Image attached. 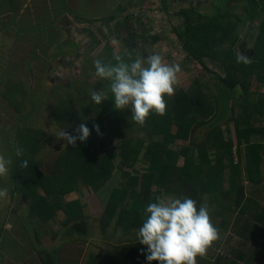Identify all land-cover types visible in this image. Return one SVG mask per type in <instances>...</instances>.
Segmentation results:
<instances>
[{
    "label": "rangeland",
    "instance_id": "374dc122",
    "mask_svg": "<svg viewBox=\"0 0 264 264\" xmlns=\"http://www.w3.org/2000/svg\"><path fill=\"white\" fill-rule=\"evenodd\" d=\"M169 1L170 17L161 10L162 0H70L74 2L72 10L80 14L72 19L58 16L56 23L52 24L54 19L47 23L44 19L63 13L61 0H0V154L13 159L11 150L13 146L17 147V139L23 134L42 131L45 135L34 158L41 161L44 173L51 178L55 177L58 174L56 163L64 157L70 146L66 141L58 140L59 131L64 128L66 132L74 134L79 124L85 123L88 127L100 120V134L96 132L90 149L95 162L110 160L113 173L105 191L98 193L80 179L74 180L71 188L57 182L65 193L61 204H76V208L84 215L82 221L85 220L88 227L86 234L82 235L70 231L67 233L72 224L68 228L64 227L62 217H57L47 225L41 224L37 219L27 221L29 201L23 194L12 195L10 169L7 178H0V188L8 189V197L0 198V264H43L42 261L47 260V256H54L56 264L139 263L136 255L128 261L124 260V256L130 254L131 246L137 244L138 236L135 233L126 234L123 230L116 232L115 224L106 227L105 223L100 224L99 221L110 197L111 191L108 192V189L113 190L122 183L125 173L142 177L146 172L153 171L142 158L151 140L142 131V127L132 121L130 109L118 113L121 115H115L110 110L105 112L108 100L102 101L100 105L92 104L90 90L102 91L106 87L105 81L95 76L93 62L97 58L113 62V53L124 55L127 51L133 52L135 56L138 53L145 59L149 55L160 54L167 63L179 64L182 69L178 74L175 94L165 97L166 100L172 99L180 89H196L199 82L203 93L220 95L218 76H225V73L210 59L206 58L203 65L189 56L177 37V30L184 27L183 20L174 13L190 6L196 7L205 15L224 13L227 9L225 3H233L230 0ZM236 2L244 4L240 0ZM12 3L20 8L13 20L11 14L16 6ZM122 8L126 10L121 12ZM59 10L61 11L58 12ZM233 12L239 15L243 13L240 9ZM94 13V17L98 19H92L91 15ZM121 19L127 22L130 20L129 27H123ZM9 20H12L11 26L5 28L6 22L10 24ZM41 24L48 25L36 28L35 32L24 28L32 25L38 27ZM53 26L60 30L57 32L51 28ZM256 28L257 24L239 28V34L243 38L238 43L237 50L242 55L240 45L246 42L244 40L248 41L249 46V50L243 52L245 58H248L249 51L253 48L254 40H250L249 36ZM85 32L90 35L88 41L84 37ZM12 33L15 39L11 37ZM74 42L78 43L75 49L70 46ZM65 51L69 55L64 54ZM263 88L256 80L253 81L255 96L252 102L255 104ZM7 95L12 97L11 101L4 100ZM111 98L110 96L109 100ZM215 99L219 100L218 97ZM224 102L221 96L220 103L226 107L228 103ZM221 109L223 108L220 107ZM120 116L126 121L125 126L121 124ZM211 120L213 117L207 119L208 122ZM261 120L263 122L262 117ZM233 125L231 121L219 124L220 129H224L235 144ZM209 132H212L210 128L196 131L194 137H197V143L203 142ZM124 142H130L131 145L144 143L134 169L127 167L123 155ZM179 143L186 146L191 144L190 141ZM236 146L235 164L238 162ZM262 155L264 158V150ZM211 160L212 165H216L214 153ZM183 163L184 160L181 159L179 165ZM156 169L161 170L159 167ZM240 169L237 189L228 195L224 196L223 188L215 192V199L208 190L198 195V206L201 203L208 204L211 221L219 229V239L216 242L221 243L218 254L222 255L223 261L218 264L235 262L237 259L233 254L236 252L248 258L249 248L256 247L252 251L264 250V239L261 240V236L245 239L233 232L238 219L241 225L249 221L251 228L256 227L254 229L257 231L262 224L253 217L257 208L258 212L264 208V178L255 183L248 178V170L244 164ZM159 190L160 186L156 181L154 191ZM165 196L179 197L174 194H162L161 197ZM243 210L249 211L243 213ZM26 226H29L28 231L24 228ZM258 256L261 259L260 254ZM251 257L255 258L254 253ZM205 259L212 264L218 262L214 250H208L201 259L197 257V264H204ZM259 264H264V258Z\"/></svg>",
    "mask_w": 264,
    "mask_h": 264
},
{
    "label": "trees",
    "instance_id": "16d2710c",
    "mask_svg": "<svg viewBox=\"0 0 264 264\" xmlns=\"http://www.w3.org/2000/svg\"><path fill=\"white\" fill-rule=\"evenodd\" d=\"M222 1L225 2V0ZM236 1L239 0H230L233 4L225 3L227 9L224 13L205 15L193 6L187 9L182 8L174 13L175 16L183 20L184 27L182 30H177V37L189 56L203 65L206 58L210 59L219 65L225 73V76H218L217 86L220 95L203 93L199 82L196 89L194 87L188 90L180 89L172 99L166 100L165 98L167 103L165 116L158 117L154 113L149 115L142 131L146 133L147 137H150L151 141L142 158L145 163L149 164L148 167L153 168V171L146 172L142 177L127 172L123 175L125 180L122 183L113 190L108 189V192L111 191L110 197L104 207L100 224L105 223L106 227L115 224L116 232L123 230L126 234L135 233L137 235L138 229L145 219L143 210L149 202H155L156 197H161L162 194L187 196L195 199L197 203H199V193L206 192V190L212 193V198L215 199L217 198V195H214L215 192L223 188L222 191L226 196L237 189L236 181L241 177L240 167L243 164L248 170V178L251 181L257 183L259 182L257 180L262 178L264 94L260 92V97L255 104L252 102L255 96L252 88L254 80L264 87V0H240L244 2L243 5ZM168 3L170 4L169 0H162L161 10L170 17ZM73 5L74 2H70V0H62L63 13L44 19L45 23L52 19H54L52 24L56 23L55 19L58 16L74 18L76 14L80 13L72 10ZM235 9L243 11L242 15L235 14L233 12ZM249 24H257V28L249 36L250 40H254V44L249 51L248 58H245L243 52L249 50L248 41L244 40L246 42L240 45L242 55L237 50V45L243 38L239 34V28ZM16 25L17 23H15ZM47 25L41 24L38 27L32 25V27L25 26L24 28L26 31L35 32L36 28L47 27ZM51 28L56 29L57 32L60 30L55 26ZM70 46H74L75 49L78 44L74 42ZM126 53L135 57L131 51ZM64 54L69 55V52L65 51ZM125 59L127 60L126 55ZM221 96L222 101L228 103L226 107L220 103ZM215 97H218L219 100H216ZM4 98L5 101L12 100L9 95ZM112 100L108 99L105 112L110 110L111 114L121 115L118 113L123 110H116ZM220 107L223 109L220 110ZM210 117H213V120L208 122L207 119ZM120 118L122 119L121 124L125 126L126 121L121 116ZM215 120H218L217 124ZM226 121H231L234 124L235 144L228 138L225 130L220 129L219 124ZM99 122L100 120L95 122V125H98ZM93 125L88 126L91 131L85 142H77L75 146L68 147L64 157L56 163L58 174L52 178L42 170L41 161L34 158L40 150L44 132L23 134L21 138L17 139V147L13 146L11 150L13 158L10 168L13 186L11 192L13 196L23 194L28 199L27 221L37 219L41 224L47 225L57 217H62L61 221L64 227L68 228V225L72 224L67 233L86 234L88 225L85 220L82 221L84 215L76 208V204H61L60 201L65 193L60 183L57 182H62L66 188H71L74 180L80 179L98 193L101 190L105 191L107 184L112 180L110 160L104 159L101 162H95L93 159V152L90 149L96 135ZM201 128H210L212 132H209L207 138L199 144L194 134ZM182 141H190L191 144L181 145L179 142ZM143 144V142H138L131 145L130 142H124L123 155L127 167L133 168L139 161ZM235 145H237L238 159L236 164L234 163ZM17 148L23 149L22 156L19 158L15 156ZM213 153L216 162L214 166L211 160ZM24 159L28 161V168L20 169L19 161ZM181 159L184 160V163L180 166ZM158 167L161 169L160 171H157ZM156 181L160 186L159 191H154ZM38 191H42V193ZM61 205L63 206L60 207ZM248 211L243 210L242 212L247 213ZM253 218L264 225V208L260 212L257 208ZM239 220L234 225L233 232L236 236L253 239L254 236L259 235L261 240L264 239L262 225L257 228L259 231H255L256 227L251 228L249 221L241 225ZM28 227H24L26 231H28ZM18 238L20 239V236ZM213 246L209 251H215L218 264L223 261L222 255L218 254L221 243L214 242ZM130 250V254L124 256L125 261L136 255L138 264H148L146 260L147 248L141 245L139 240L137 244L131 246ZM252 250H256V247L249 248L248 258L240 252H236L233 256L237 260L231 264H259L264 258V250ZM252 253L255 258L251 257ZM199 258L201 259V257ZM46 259L42 261L43 264H56L54 256H47ZM152 264H156V262H152ZM204 264H212V262L205 259Z\"/></svg>",
    "mask_w": 264,
    "mask_h": 264
},
{
    "label": "clouds",
    "instance_id": "9594fccd",
    "mask_svg": "<svg viewBox=\"0 0 264 264\" xmlns=\"http://www.w3.org/2000/svg\"><path fill=\"white\" fill-rule=\"evenodd\" d=\"M127 56V60L125 59ZM113 53L112 61L94 60L95 76L106 82L102 91L90 90L93 105L114 100L118 111L131 110V119L143 127L150 114L163 117L166 114L165 97L175 94L179 64H169L160 54L144 56L129 53ZM93 128L100 134L99 126ZM85 123L79 124L74 134L62 128L58 140L75 146L77 141L85 142L90 136ZM23 149H15V156L21 157ZM12 159L0 154V178L9 176ZM20 169L28 168L26 159L20 160ZM8 197V189L0 188V198ZM145 217L138 229L139 243L146 246L148 264H197V257H204L214 242L219 239V229L212 223L208 204L199 206L190 197H156L143 210Z\"/></svg>",
    "mask_w": 264,
    "mask_h": 264
},
{
    "label": "flooded vegetation",
    "instance_id": "af4514ba",
    "mask_svg": "<svg viewBox=\"0 0 264 264\" xmlns=\"http://www.w3.org/2000/svg\"><path fill=\"white\" fill-rule=\"evenodd\" d=\"M62 1V0H61ZM142 1V0H141ZM13 4V3H12ZM62 5V4H61ZM126 7V6H125ZM58 9H60V8H58ZM19 10H20V8H16V7H13V14H11V16H13L12 17V20L13 19H16V17H17V14H18V12H19ZM92 10H94V9H92ZM123 10H126V8H122L121 9V12H124ZM94 15H95V13L93 14V15H91V17H92V19H98L97 17H94ZM124 16V15H123ZM12 20H9V22H10V24H8L7 22H6V25H5V28L6 27H8V26H11V22H12ZM122 20V26L124 27L125 25L126 26H128L129 27V24L131 23V21L129 20L128 22L125 20V19H121ZM138 24V23H137ZM138 28H139V25H138ZM8 31V30H7ZM11 33V32H10ZM43 33V32H42ZM90 35H89V33H87V32H85V39H86V41H88L89 39H90V37H89ZM11 37H13L14 39H15V37L11 34ZM9 42H10V44H12V41L11 40H9ZM77 43V42H76ZM9 44V45H10ZM78 44V43H77ZM9 45H7L8 47H9ZM7 50H8V48H7ZM3 72H4V69H3Z\"/></svg>",
    "mask_w": 264,
    "mask_h": 264
},
{
    "label": "crops",
    "instance_id": "0c3cea01",
    "mask_svg": "<svg viewBox=\"0 0 264 264\" xmlns=\"http://www.w3.org/2000/svg\"><path fill=\"white\" fill-rule=\"evenodd\" d=\"M12 5H14V6H16V7L18 6V5H16V4H14V3H13ZM262 166H263V170H262V178H261V179L264 178V165H262Z\"/></svg>",
    "mask_w": 264,
    "mask_h": 264
},
{
    "label": "built area",
    "instance_id": "2783aa9c",
    "mask_svg": "<svg viewBox=\"0 0 264 264\" xmlns=\"http://www.w3.org/2000/svg\"><path fill=\"white\" fill-rule=\"evenodd\" d=\"M262 94H264V88H263V91H261Z\"/></svg>",
    "mask_w": 264,
    "mask_h": 264
}]
</instances>
